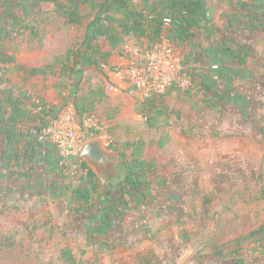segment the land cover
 I'll return each instance as SVG.
<instances>
[{"label": "rangeland", "instance_id": "obj_1", "mask_svg": "<svg viewBox=\"0 0 264 264\" xmlns=\"http://www.w3.org/2000/svg\"><path fill=\"white\" fill-rule=\"evenodd\" d=\"M239 1L230 0L228 5ZM242 1L249 7L256 0ZM149 3L159 5L158 0ZM92 9L75 17L55 16L49 10L52 21L41 11L33 26L41 39L40 50L26 65L54 64L47 53L53 46L57 54L66 48L84 49L87 28L96 19ZM235 9H220L213 19L215 29L194 30L190 66L180 65V72L194 73L197 79H177L174 74L162 94L130 93V87L120 88L110 80L111 71L130 82L122 72L148 65L146 53L164 45L160 37L137 60L129 58L127 67L117 63L110 70L96 64L64 75L63 86L72 89L62 99L76 123L77 138L82 145L100 139L125 174L139 167L132 178L142 187L133 193L131 182L124 180L114 193L106 194L104 178L98 175L101 199L93 194L95 201L85 205L74 202L73 191L86 179L81 171L89 167L73 165L65 168L64 176L44 181L38 179L43 175L39 169L31 166L16 167V175L2 178L1 172H6L0 161V264L264 262V29L258 34L249 30L250 19L243 12L239 14L244 23L231 26L225 14L237 18ZM43 21L45 28L40 29L38 22ZM49 21L67 24L53 29L46 27ZM231 36L243 48L240 62L223 49L224 38ZM57 62L52 77L43 82L59 80L63 60ZM11 64L0 63L2 86L18 85ZM231 69L239 73L228 82L220 75ZM98 90L135 101V116L108 101L85 111L88 98ZM77 149L72 150V160ZM119 198L125 200L121 206ZM115 207L106 235L104 212Z\"/></svg>", "mask_w": 264, "mask_h": 264}, {"label": "crops", "instance_id": "obj_2", "mask_svg": "<svg viewBox=\"0 0 264 264\" xmlns=\"http://www.w3.org/2000/svg\"><path fill=\"white\" fill-rule=\"evenodd\" d=\"M158 1L159 5H151V3L148 5V0H120V4L115 5L113 3L114 1L110 0L108 6H106L108 2L106 0H0V33H2L0 34V55H5V58L12 60L11 69H13V74L18 79V85L16 86H2L1 82H4L5 77L0 71V112L3 117H0V120H2L0 122V161L4 172H9L8 176H6V173L3 174L1 172L2 178L16 175V167L19 169L31 166L35 168V171H38L39 169L43 175L39 174L38 179L44 181H47L48 179L53 180L55 175L64 176L66 171L61 167L56 169L58 166V159L61 157V151L57 145L49 141L47 132L49 124L54 116V111L64 105H68L64 102L66 98L62 99V96L71 93L72 88L70 89V86H66V88L61 87L63 84L58 79L43 82V79H47L49 76L52 77L51 74L31 76V70L37 67H29L25 63L26 60L35 61L38 57L40 50L38 42L41 39L38 37V33L33 26L36 27L34 22L40 15L41 11H43L48 16V19L52 21L53 17H51V14L48 12L49 10L53 11L55 16L58 13L59 17H74V15H81L90 11L92 9V3L97 4V7L94 6L92 9L94 11L92 19L97 17L102 18L100 27L104 29V35L100 37L98 43L101 51L109 54L107 60L108 64L103 65V68L113 70L114 65L117 63L120 65L126 63L125 65L127 67L129 65L127 62L130 61L129 58L137 60L139 56L145 54V48L152 47V41L148 38L137 39L132 34L125 35L123 33L122 24L130 22L131 19H134V17H137L139 14L162 9L163 7L168 6V3L172 0ZM5 2H8L7 6L11 9V11L9 10L10 14L7 15L4 14L3 6H6ZM74 2L77 3V7ZM204 2L206 4L205 9H207L206 0H204ZM44 6H46V8H42ZM233 7L236 6L225 5V8H231V11H233ZM258 10L260 13L259 19L262 20V24L260 25L257 34L264 29V15H262L264 13V2ZM51 21L46 22V27L58 29L67 24L64 23V21L63 23ZM30 22L33 23L31 26ZM43 23L44 21L38 22L40 29L45 28L44 25H42ZM165 23L166 30L161 37L164 45L169 48V51L174 58L178 60L180 65H186V68L189 67V55L191 54L192 45L191 40L185 42L184 39L179 38L173 25L170 23V20L166 19ZM20 27H23L24 29L22 35L12 33ZM111 32L117 34V41L112 42V40L108 38V33L111 34ZM229 38L230 37H228V39ZM234 41L238 43L235 37ZM11 47L12 49L15 47L14 51L16 52H13V54L10 53ZM51 48L52 49L47 50V53H50L49 55H51L54 52L55 54H52L51 57L48 55L49 61L54 60L59 55H65L69 50V48H66L65 51L60 52L61 54H57L58 52L56 51L59 50L55 49L54 46ZM146 54H148V52ZM42 55L44 57L47 56L46 52H42ZM132 69L134 68L126 69V71L122 72V75H125L129 70L132 71ZM110 73V80L120 88L130 87V93L134 92V90L140 91V89L136 88L133 84L132 79L130 82H123L120 80V76L111 71ZM187 76L184 75V72L179 71L172 77L183 79ZM190 76H192V81L197 79V76L194 73L190 74ZM59 77L60 76L58 75V78ZM63 91L66 93H63ZM107 95L108 97L105 101H108L110 105H114L117 109H123V112L130 111L131 114L135 116V101L127 102L126 97L124 96H111L109 93ZM37 99L41 100V103L45 105L44 113L38 108L40 105L37 104ZM121 102L122 105L120 104ZM16 111L17 113L14 115V112ZM125 123L126 125L130 124L129 122ZM126 128L128 127L126 126ZM129 128L133 129L132 127ZM131 139L133 140L134 138ZM72 162L76 165L82 164L74 160H72ZM89 169L94 172L92 168L89 167ZM46 174H48L49 177H47ZM31 185L33 184L31 183ZM115 191L112 192L114 193ZM105 193L107 194V191H105ZM108 193H111V191H108ZM74 202L76 203L77 200L75 199ZM67 254H69L68 251L66 252V255ZM257 264H264V262Z\"/></svg>", "mask_w": 264, "mask_h": 264}, {"label": "trees", "instance_id": "obj_3", "mask_svg": "<svg viewBox=\"0 0 264 264\" xmlns=\"http://www.w3.org/2000/svg\"><path fill=\"white\" fill-rule=\"evenodd\" d=\"M7 1V0H5ZM108 1L106 6H108ZM114 4H120V0H113ZM264 0H256L254 2L253 6H243L244 1L241 0L239 1V4L236 5V9L238 11L237 18L230 14H225L226 20H229L228 22L231 26L235 25H242L244 23L243 18L240 17L242 15L239 14V12H243L246 15H248L249 19L248 22L251 24L248 25V29L252 30L253 33H257L258 29L260 28V25L262 24L259 19L260 13L258 8L262 6V3ZM6 3V2H5ZM75 3V6L77 7V3ZM8 2L6 3V6L4 7V14H10L11 9L7 6ZM205 2L204 0H172L171 2L168 3V6L163 7L162 9H156L149 11L148 13L145 14H139L137 17H134V19H131L130 22H127L125 24H122L123 27V33L125 35H130L132 34L135 38L140 39V38H148L152 42L155 41L157 38H161L163 33L165 32V20H170V23L173 25L174 30L177 33V36L179 38L184 39L185 42H189L191 38L193 37V33L195 29H204V32L206 31L209 32L210 29L214 28L213 21H209L207 19V12L205 9ZM230 5H234L233 3ZM248 7V8H247ZM10 10V11H9ZM234 10V9H233ZM264 15V13L262 14ZM77 16V15H76ZM75 17V15H74ZM234 17V18H233ZM101 18L97 17L94 22H92L86 32V37L83 41V46L84 49H78L76 48H71L69 49L66 54L62 57H56L54 59L55 63L52 65H48L46 67H37L31 70V76H38V75H47V74H52V69H54L57 61L63 60V68H62V74H59V80L61 81L64 78V75L68 72L75 73V72H83V69L87 66L91 65H96L99 64L101 66L107 65L108 62V56L109 54L103 53L101 51L100 45L98 43L99 39L101 36L104 35V29L100 27L101 25ZM170 24V25H171ZM26 27V26H25ZM28 28V27H26ZM215 29V28H214ZM206 30V31H205ZM24 29L23 27L17 28V30H14L12 33L14 34H19L22 35ZM11 34V33H10ZM108 38L112 40V42H115L118 40V36L116 33L109 34L108 33ZM16 36V35H15ZM223 49L228 50L231 52V58L234 59L237 62L241 61V55H243V48L239 46V43L234 41V37L231 36L229 39L228 37H225L223 40ZM203 54V52H201ZM12 62V60H9L8 58H5V55H0V63H7V62ZM65 62V63H64ZM70 64L71 67H65V65ZM238 71H235L234 69H231L228 71L227 74L220 75L222 78H226V81L230 82L232 78L238 74ZM69 74V73H68ZM66 85V84H63ZM61 86L65 87L66 86ZM68 87V86H67ZM108 97L107 93L103 90H98L96 92H93L92 95L88 98L87 103H86V108L85 111H92L95 109V106L103 101L106 100ZM43 113H44V108L45 105L39 106L38 107ZM59 110V111H58ZM72 111V109L70 108ZM61 111L60 109H57L53 113V117L55 118L56 116L59 115L58 112ZM17 113L14 112V115ZM91 115V114H90ZM0 117H2V113L0 112ZM2 120H0L1 122ZM50 125V124H49ZM12 131V129H11ZM10 132V131H9ZM61 158L58 159L57 162V167H61ZM60 165V166H59ZM80 166V165H79ZM81 168H88V165L86 163L81 164ZM122 169H124L123 166H121ZM66 170L64 167H61ZM139 167H131L130 170H128V174L126 177V182H131L130 185L133 189V193H139L140 187H142L141 184H138V182L133 181V171L138 170ZM89 169V168H88ZM125 170V169H124ZM97 175L89 169V173L86 177V179L82 180L83 184H80L79 188L77 190H74L73 192L76 193L75 199L77 200L78 203L80 204H85L88 205L90 202L94 199L93 194L98 193V199H101L100 196V184L97 181ZM90 186V187H89ZM95 201V200H93ZM117 201V200H116ZM124 199L119 198L118 202L119 205L124 204ZM101 207V205H100ZM116 209L118 208H109V210L104 212V219H103V225L105 228L103 229V233L107 235L106 232H104L107 227L110 226V221H112L111 216L113 217V213L116 214ZM84 210V209H83ZM103 211L99 210L97 214L101 215ZM115 218V216H114ZM109 225V226H107ZM107 226V227H106Z\"/></svg>", "mask_w": 264, "mask_h": 264}, {"label": "built area", "instance_id": "obj_4", "mask_svg": "<svg viewBox=\"0 0 264 264\" xmlns=\"http://www.w3.org/2000/svg\"><path fill=\"white\" fill-rule=\"evenodd\" d=\"M148 65L144 68H134L127 71L125 75L131 77L136 88L144 91L147 95L151 93H164L168 79L178 73L180 63L174 58L166 45L157 51L147 54ZM37 104L43 106L41 100H37ZM68 105H64L56 116L50 122L48 127L49 141L57 145L61 151V167H74L72 162V150L82 145L83 140H79L76 136L77 126L72 117L67 113ZM81 171L84 178L87 177L89 170ZM84 180V179H83Z\"/></svg>", "mask_w": 264, "mask_h": 264}, {"label": "water", "instance_id": "obj_5", "mask_svg": "<svg viewBox=\"0 0 264 264\" xmlns=\"http://www.w3.org/2000/svg\"><path fill=\"white\" fill-rule=\"evenodd\" d=\"M207 19L212 21L221 7L228 5V0H206ZM73 160L86 163L99 177L104 178L105 191H114L124 181L127 174L116 165L114 155L100 139H93L83 144L73 154Z\"/></svg>", "mask_w": 264, "mask_h": 264}]
</instances>
